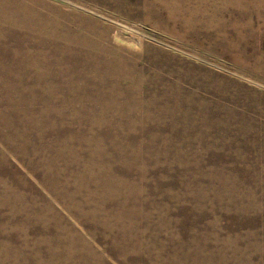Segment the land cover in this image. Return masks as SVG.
<instances>
[{
	"label": "rangeland",
	"instance_id": "374dc122",
	"mask_svg": "<svg viewBox=\"0 0 264 264\" xmlns=\"http://www.w3.org/2000/svg\"><path fill=\"white\" fill-rule=\"evenodd\" d=\"M12 39L19 48L3 56ZM0 58V264H168L174 257L184 258L182 264H264V0H0ZM18 58L27 64L14 65ZM202 109L221 125L201 124ZM61 161L78 174L67 176ZM124 167L132 169L124 180L108 169L121 174ZM46 173L56 181L49 182L53 192L42 185ZM33 206L41 208L21 210ZM122 210L128 214L118 223H103L102 213ZM40 211L49 220L41 226ZM56 229L68 230L62 236L90 260L64 254ZM165 247L181 256L165 260Z\"/></svg>",
	"mask_w": 264,
	"mask_h": 264
},
{
	"label": "bare ground",
	"instance_id": "6f19581e",
	"mask_svg": "<svg viewBox=\"0 0 264 264\" xmlns=\"http://www.w3.org/2000/svg\"><path fill=\"white\" fill-rule=\"evenodd\" d=\"M8 1V0H7ZM14 2V1H13ZM18 2V1H17ZM20 2V1H19ZM21 3V2H20ZM25 4H27V3H25ZM29 5H31V4H29ZM27 6V5H26ZM11 7V6H10ZM16 7V6H15ZM14 7V8H15ZM15 10V9H14ZM19 11V10H18ZM26 11H27V9H26ZM14 13V12H13ZM30 15V14H29ZM173 18V17H172ZM10 19H11V17H10ZM30 21V20H29ZM80 22V21H79ZM8 23V22H7ZM26 23V22H25ZM61 23V22H60ZM83 24V23H82ZM85 24V23H84ZM8 25V24H7ZM40 25V24H39ZM79 26V25H78ZM82 26V25H81ZM39 29V28H38ZM81 28H80V26H79V30H80ZM19 30V29H18ZM46 33V32H45ZM18 34V33H17ZM32 36V35H31ZM44 36V35H43ZM49 36V35H48ZM21 37V36H20ZM54 37V36H53ZM26 38V37H25ZM49 39V38H48ZM56 39V38H55ZM75 39V38H74ZM22 41V40H21ZM61 41H64V40H61ZM67 41V40H66ZM77 42V41H76ZM6 43V42H5ZM20 43V42H19ZM59 44V43H58ZM105 44V43H104ZM19 46L20 45H18V43L16 42V41H14L13 39H12V46H11V48L10 49H12V50H9V51H6V50H3V53H2V55L3 56H8V54H10V52L11 51H13L14 49H17V48H19ZM54 46V45H53ZM9 47V46H8ZM29 47H30V45H29ZM14 48V49H13ZM36 48V47H35ZM66 48V47H65ZM72 48V47H71ZM7 49V48H6ZM26 49V48H25ZM104 50V49H103ZM53 51V50H52ZM70 51V50H69ZM76 51V50H75ZM52 54V53H51ZM12 55V54H11ZM11 55L9 56L10 58L9 59H11ZM74 55V54H73ZM87 55V54H86ZM102 55H104V54H102ZM64 56V55H63ZM88 56V55H87ZM90 56V55H89ZM97 57V56H96ZM109 57V56H108ZM118 57V56H117ZM117 57H115L116 59H117ZM28 58V57H27ZM27 58H25L26 60H27ZM65 58V57H64ZM74 58H76L75 56H74ZM92 58V57H91ZM98 58H100V57H98ZM106 58V57H105ZM1 59V58H0ZM50 59H52V58H50ZM79 59V58H78ZM16 60H19V61H17V62H14L13 64L14 65H16V66H20L21 67V65H23V64H27V61L26 60H24V61H22V60H20L19 58L18 59H16ZM101 60V59H100ZM123 60V59H122ZM69 61V60H68ZM73 61V60H72ZM75 61V60H74ZM7 62V61H6ZM60 62H61V60H60ZM59 62V63H60ZM87 62V61H86ZM90 62V61H89ZM116 62V61H115ZM118 62V61H117ZM123 62V61H122ZM121 63V62H120ZM6 64V63H5ZM75 64V63H74ZM77 64H79V63H77ZM76 64V65H77ZM130 64V63H129ZM32 65V64H31ZM38 65V64H37ZM55 65V64H54ZM84 65H86V64H84ZM63 66V65H62ZM91 66V65H90ZM115 66H117V65H115ZM124 66V65H123ZM131 66V65H130ZM130 66H128V67H130ZM52 67V66H51ZM105 67V66H104ZM11 68V67H10ZM49 68V67H48ZM81 68H83V67H81ZM114 68V67H113ZM126 68V67H125ZM132 68V67H131ZM14 69V68H13ZM49 69H51V68H49ZM79 70V69H78ZM174 70V69H173ZM17 71V70H16ZM32 71V70H31ZM77 71V70H76ZM106 71V70H105ZM107 71H108V69H107ZM23 72V71H22ZM69 72V71H68ZM2 73V72H1ZM0 73V74H1ZM59 73V72H58ZM81 73V72H80ZM107 73V72H106ZM132 73V72H131ZM22 74V73H21ZM54 74V73H53ZM86 74V73H85ZM96 74V73H95ZM170 74V73H169ZM174 74H175V72H174ZM179 74V73H178ZM6 75V74H5ZM38 75V74H37ZM104 75V74H103ZM107 75H108V73H107ZM112 75V74H111ZM39 76V75H38ZM167 76V75H166ZM190 76V75H189ZM188 76V77H189ZM192 76V75H191ZM190 76V77H191ZM5 77V76H4ZM32 77V76H31ZM44 77V76H43ZM107 77V76H106ZM165 77V76H164ZM169 77V76H168ZM184 77V76H183ZM64 78H65V76H64ZM86 78V77H85ZM112 78V77H111ZM180 78V77H179ZM185 78V77H184ZM184 78H182V79H184ZM187 78V77H186ZM8 79V78H7ZM6 79V81H8ZM44 79V78H43ZM72 79H75L76 80V76L75 77H73ZM172 79V78H171ZM193 79V78H192ZM1 80V79H0ZM56 80V79H55ZM85 80V79H84ZM106 80V79H105ZM113 80V79H112ZM187 80V79H186ZM26 81V80H25ZM24 81V82H25ZM32 81V80H31ZM62 81V80H61ZM68 81V80H67ZM79 81V80H78ZM77 81V82H78ZM94 81V80H93ZM161 81V80H160ZM171 81V80H170ZM169 81V82H170ZM193 81H195V80H193ZM16 82V81H15ZM17 82H19V81H17ZM91 82V81H90ZM174 82V81H173ZM172 82V83H173ZM32 83V82H31ZM68 83H70V81L68 82ZM72 83H73V81H72ZM79 83V82H78ZM78 83H77V85H78ZM175 83V82H174ZM210 83V82H209ZM22 84V83H21ZM61 84V83H60ZM59 84V85H60ZM74 84V83H73ZM72 84V85H73ZM179 84V83H178ZM32 85V84H31ZM148 85V84H147ZM192 85V84H191ZM194 85V84H193ZM205 85H208V84H205ZM220 85V84H219ZM28 86V85H27ZM64 86V85H63ZM74 86V85H73ZM202 86V85H201ZM3 87V86H2ZM114 87V86H113ZM194 87V86H193ZM207 87V86H206ZM214 87V86H213ZM219 87V86H218ZM4 88V87H3ZM75 88H76V85H75ZM177 88H178V86H177ZM204 88H205V86H204ZM82 89V88H81ZM173 89V88H172ZM180 89V88H179ZM208 89H210V87L208 88ZM211 89H213V88H211ZM217 89V88H216ZM224 89V88H223ZM4 90V89H3ZM11 90V89H10ZM78 90V89H77ZM86 90V89H85ZM93 90V89H92ZM133 90V89H132ZM170 90V89H169ZM221 90V89H220ZM1 91V90H0ZM5 91V90H4ZM23 91V90H22ZM62 91V90H61ZM175 91V90H174ZM222 91V90H221ZM165 92V91H164ZM219 92V91H218ZM5 93H6V91H5ZM4 93V94H5ZM38 93V92H37ZM41 93V92H40ZM74 93V92H73ZM126 93V92H125ZM130 93V92H129ZM142 93V92H141ZM166 93V92H165ZM168 93V92H167ZM8 94V93H7ZM32 94V93H31ZM55 94V93H54ZM83 94V93H82ZM86 94V93H85ZM90 94V93H89ZM174 94V93H173ZM15 95V94H14ZM94 95V94H93ZM102 95V94H101ZM120 95V94H119ZM7 96V95H6ZM21 96V95H20ZM27 96V95H26ZM36 96V95H35ZM41 96V95H40ZM39 96V97H40ZM71 96V95H70ZM85 96V95H84ZM87 96V95H86ZM130 96V95H129ZM142 96V95H141ZM215 96V95H214ZM220 96V95H219ZM224 96V95H223ZM44 97V96H43ZM89 97V96H88ZM96 97V96H95ZM221 97V96H220ZM49 98V97H48ZM80 98V97H79ZM106 98V97H105ZM27 99V98H26ZM51 99V98H50ZM74 99H76V98H74ZM73 99V100H74ZM87 99V98H86ZM101 99V98H100ZM104 99V98H103ZM129 99V98H128ZM166 99V98H165ZM5 100H7V99H5ZM43 100V99H42ZM60 100V99H59ZM138 100V99H137ZM152 100V99H151ZM84 101V100H83ZM82 101V102H83ZM87 101V100H86ZM154 101V100H153ZM158 101V100H157ZM172 101V100H171ZM20 102V101H19ZM22 102V101H21ZM92 102V101H91ZM90 102V103H91ZM99 102V101H98ZM97 102V103H98ZM107 102V101H106ZM132 102V101H131ZM49 103V102H48ZM61 103V102H60ZM79 103V102H78ZM109 103V102H108ZM113 103V102H112ZM138 103V102H137ZM153 103V102H152ZM72 104V103H71ZM75 104V103H74ZM73 104V105H74ZM144 104V103H143ZM155 104V103H154ZM160 104V103H159ZM173 104V103H172ZM46 105V104H45ZM83 105H84V103H83ZM104 105V104H103ZM141 105V104H140ZM158 105V104H157ZM179 105V104H178ZM18 106V105H17ZM20 106H22V105H20ZM37 106V105H36ZM77 106V105H76ZM85 106V105H84ZM92 106V105H91ZM127 106V105H126ZM131 106V105H130ZM133 106V105H132ZM168 106V105H167ZM174 106V105H173ZM177 106V105H176ZM196 106V105H195ZM28 107V106H27ZM48 107V106H47ZM52 107V106H51ZM156 107V106H155ZM161 107V106H160ZM205 107V106H204ZM63 108V107H62ZM70 108V107H69ZM111 108V107H110ZM121 108V107H120ZM149 108V107H148ZM166 108V107H165ZM221 108V107H220ZM98 109V108H97ZM125 109H126V107H125ZM142 109V108H141ZM140 109V110H141ZM168 109H169V107H168ZM172 109V108H171ZM174 109V108H173ZM197 109V108H196ZM11 110V109H10ZM40 110V109H39ZM96 110V109H95ZM94 110V111H95ZM118 110V109H117ZM162 110V109H161ZM166 110H167V108H166ZM165 110V111H166ZM191 110V109H190ZM207 109H202V110H200V112H199V115H200V117H202V122H201V124H204V126L205 127H207V128H210V130L212 129L211 127H216L218 124L219 125H221V122H220V120H219V122L218 121H211V120H214L215 119V116L213 115L214 114V112H211V111H209V112H207L206 111ZM88 111V110H87ZM90 111V110H89ZM104 111V110H103ZM109 111V110H108ZM157 111V110H156ZM159 111V110H158ZM174 111H176V110H174ZM181 111V110H180ZM199 111V110H198ZM220 111V110H219ZM225 111V110H224ZM245 111V110H244ZM27 112V111H26ZM85 112V111H84ZM123 112V111H122ZM132 112V111H131ZM134 112V111H133ZM147 112V111H146ZM152 112V111H151ZM184 112V111H183ZM187 112V111H186ZM11 113V112H10ZM9 113V114H10ZM51 113V112H50ZM73 113V112H72ZM87 113V112H86ZM105 113V112H104ZM111 113V112H110ZM137 113V112H136ZM154 113V112H153ZM157 113V112H156ZM172 113V112H171ZM179 113V112H178ZM181 113V112H180ZM197 113V112H196ZM220 113V112H219ZM218 113V114H219ZM230 113V112H229ZM228 113V114H229ZM56 114V113H55ZM123 114V113H122ZM133 114H135V113H133ZM185 114V113H184ZM7 115V114H6ZM16 115V114H15ZM45 115V114H44ZM76 115H78V114H76ZM88 115V114H87ZM137 115V114H136ZM149 115V114H148ZM179 115V114H178ZM220 115V114H219ZM218 115V116H219ZM224 115H226V114H224ZM64 116V115H63ZM94 116V115H93ZM158 116V115H157ZM161 116H162V114H161ZM176 116V115H175ZM0 117H1V115H0ZM27 117V116H26ZM39 117V116H38ZM46 117V116H45ZM76 117V116H75ZM74 117V118H75ZM86 117V116H85ZM181 117V116H180ZM180 117H179V120H180ZM191 117V116H190ZM217 117V116H216ZM221 117V116H220ZM223 117V116H222ZM228 119H230V120H234V119H236V117L233 115V113L231 114H229L228 116ZM238 117V116H237ZM240 117V116H239ZM51 118H52V116H51ZM57 117H55V119H56ZM62 118V117H61ZM157 118V117H156ZM166 118V117H165ZM198 118V117H197ZM204 118V119H203ZM44 119V118H43ZM71 119V118H70ZM87 119V118H86ZM100 119V118H99ZM113 119V118H112ZM111 119V120H112ZM130 119V118H129ZM167 119H168V117H167ZM177 119V118H176ZM184 119V118H183ZM196 119V118H195ZM206 119H208V120H206ZM223 119V118H222ZM228 119H227V121H228ZM243 119V118H242ZM3 120V119H2ZM5 120V119H4ZM173 120V119H172ZM175 120V119H174ZM173 120V122L175 123V121ZM194 120V119H193ZM199 120V119H198ZM245 120V119H244ZM44 121V120H43ZM128 121V120H127ZM182 121H184V120H182ZM226 121V120H225ZM46 122V121H45ZM58 122V121H57ZM67 122V121H66ZM76 122H77V124L79 125V121L78 120H76ZM103 122V121H102ZM148 122V121H147ZM185 122V121H184ZM190 122V121H189ZM235 122V121H234ZM69 123V122H68ZM82 123V122H81ZM87 123V122H86ZM185 123H187V121L185 122ZM231 123V122H230ZM1 124V123H0ZM13 124V123H12ZM85 124V123H84ZM115 124V123H114ZM170 124V123H169ZM183 124V123H182ZM44 125H46V124H44ZM173 124H171L170 126H172ZM246 125L247 126H249V124H247L246 123ZM15 126V125H14ZM23 126V125H22ZM64 126V125H63ZM88 126H90V125H88ZM166 126V125H165ZM174 126V125H173ZM179 126V125H178ZM194 126V125H193ZM240 126V125H239ZM79 127H80V125H79ZM86 127V126H85ZM175 127H176V125H175ZM233 127V126H232ZM251 127V126H250ZM250 127H249V129H250ZM3 128H4V126H3ZM64 128V127H63ZM103 128V127H102ZM165 128V127H164ZM197 128V127H196ZM199 128V127H198ZM198 128H197V130H198ZM239 128V127H238ZM246 128H248V127H246ZM255 128V127H254ZM201 129V128H200ZM239 129H241V128H239ZM2 130V129H1ZM63 130V129H62ZM167 130V129H166ZM181 130H182V127H181ZM191 130V129H190ZM195 130V129H194ZM196 130V131H197ZM205 130V129H204ZM209 129H208V131H210ZM219 130V129H218ZM232 130V129H231ZM244 130V129H243ZM242 130V131H243ZM3 131V130H2ZM11 131V130H10ZM21 131H22V129H21ZM59 132H60V130H58ZM82 131V130H81ZM99 131L100 130H98V133H99ZM173 131V130H172ZM175 131V130H174ZM247 131V130H246ZM252 131H253V129H252ZM59 132H56V133H59ZM77 132V131H76ZM177 132V131H176ZM182 132V131H181ZM193 132V131H192ZM220 132H222V131H220ZM233 132V131H232ZM237 132V131H236ZM250 132V131H249ZM257 132V131H256ZM61 133V132H60ZM171 133V132H170ZM187 133V132H186ZM199 133H201V132H199ZM205 133H206V130H205ZM209 133H211V132H209ZM214 133V132H213ZM218 133V132H217ZM225 133V132H224ZM15 134V133H14ZM83 134V133H82ZM90 134V133H89ZM176 134V133H175ZM215 134V133H214ZM232 134V133H231ZM236 134V133H235ZM234 134V135H235ZM240 134V133H239ZM238 134V135H239ZM258 134V133H257ZM264 134V133H263ZM262 134V135H263ZM2 135V134H1ZM1 135H0V137H1ZM9 135V134H8ZM24 135V134H23ZM51 135V134H50ZM78 135V134H77ZM128 135V134H127ZM126 135V136H127ZM179 135V134H178ZM182 135V134H181ZM184 135H185V133H184ZM191 135V134H190ZM201 135V134H200ZM199 135V136H200ZM205 135V134H204ZM219 135V134H218ZM242 135V134H241ZM252 135V134H251ZM259 135V134H258ZM257 135V136H258ZM14 136H16V134L14 135ZM52 136V135H51ZM60 136H61V134H60ZM83 136V135H82ZM185 136H187V135H185ZM184 136V137H185ZM207 136V135H206ZM205 136V137H206ZM214 136V135H213ZM233 136V135H232ZM244 136H245V134H244ZM3 137V136H2ZM79 137V136H78ZM88 137V136H87ZM105 137V136H104ZM125 137V136H124ZM191 137V136H190ZM195 136H193V138H194ZM197 137V136H196ZM221 137V136H220ZM230 137V136H229ZM252 137V136H251ZM11 138H12V136H11ZM45 138H47V137H45ZM211 138V137H210ZM225 138V137H224ZM230 138H232V137H230ZM229 138V139H230ZM234 138V137H233ZM240 138V137H239ZM1 139V138H0ZM59 139H61V138H59ZM58 139V140H59ZM77 139V138H76ZM88 139V138H87ZM127 139H128V137H127ZM197 139V138H196ZM200 139V138H199ZM207 139V138H206ZM205 139V140H206ZM225 139H227V138H225ZM237 139V138H236ZM255 139V138H254ZM253 139V140H254ZM9 140H11V139H9ZM45 140V139H44ZM106 141L108 140V139H105ZM215 140V139H214ZM231 140V139H230ZM233 140V139H232ZM231 140V141H232ZM243 140H244V138H243ZM260 140V139H259ZM262 140V139H261ZM261 140H260V142H261ZM18 141V140H17ZM25 141V140H24ZM132 141V140H131ZM161 141V140H160ZM184 141V140H183ZM189 141V140H188ZM196 141V140H195ZM215 141H219V140H215ZM223 141V140H222ZM230 141V142H231ZM256 141H258V139H256L255 140V142ZM14 142V141H13ZM19 142V141H18ZM85 142V141H84ZM98 142V141H97ZM124 142V141H123ZM191 142V141H190ZM194 142V141H193ZM209 142V141H208ZM212 142H213V140H212ZM221 142V141H220ZM235 142V141H234ZM247 142V141H246ZM249 142V141H248ZM250 142H251V140H250ZM253 142V141H252ZM251 142V143H252ZM3 143V142H2ZM11 143V142H10ZM30 143V142H29ZM45 143V142H44ZM50 143V142H49ZM67 143V142H66ZM70 143V142H69ZM86 143H88V142H86ZM171 143H172V141H171ZM195 143H197V141L195 142ZM203 143V142H202ZM222 143V142H221ZM242 143H243V141H242ZM250 143V144H251ZM257 143V142H256ZM17 144V143H16ZM52 144V143H51ZM110 144V143H109ZM125 144V143H124ZM147 144V143H146ZM186 144V143H185ZM213 144V143H212ZM215 144V143H214ZM234 144V143H233ZM235 144H237V143H235ZM241 144V143H240ZM253 144H254V142L252 143V146H253ZM5 145V144H4ZM36 145V144H35ZM59 145V144H58ZM72 145H74V144H72ZM112 145H113V143H112ZM119 145V144H118ZM161 145V144H160ZM192 145V144H191ZM196 145V144H195ZM238 145H239V143H238ZM237 145V146H238ZM263 145H264V142H263ZM6 146H7V144H6ZM20 146V145H19ZM18 146V147H19ZM29 146V145H28ZM64 146V145H63ZM67 146H70L71 147V144L70 145H68L67 144ZM93 146V145H92ZM128 146V145H127ZM130 146V145H129ZM132 146V145H131ZM213 146V145H212ZM246 146V145H245ZM259 146V145H258ZM261 146V145H260ZM259 146V147H260ZM9 147V146H8ZM16 147V146H15ZM94 147V146H93ZM109 147V146H108ZM112 147V146H111ZM123 147V146H122ZM125 147V146H124ZM123 147V148H124ZM199 147V146H198ZM222 147H224V145L222 146ZM251 147V146H250ZM262 147V146H261ZM31 148V147H30ZM64 148V147H63ZM136 148V147H135ZM143 148V147H142ZM1 149V148H0ZM12 149H14V148H12ZM53 149H55V148H53ZM67 149V148H66ZM65 149V150H66ZM71 149V148H70ZM121 149V148H120ZM127 149V148H126ZM235 149V148H234ZM243 149V148H242ZM244 149H245V147H244ZM248 149V148H247ZM253 149V148H252ZM29 150V149H28ZM45 150V149H44ZM47 150V149H46ZM51 150V149H50ZM57 150H58V148H57ZM69 150V149H68ZM67 150V151H68ZM112 150V149H111ZM119 150V149H118ZM117 150V151H118ZM127 150H129V149H127ZM132 150V149H131ZM136 150V149H135ZM140 150V149H139ZM255 150H256V148H255ZM35 151V150H34ZM110 151V150H109ZM125 151V150H124ZM123 151V152H124ZM165 151V150H164ZM178 151H180V150H178ZM239 151V150H238ZM262 151V150H261ZM4 152V151H3ZM48 152V151H47ZM52 152V151H51ZM76 152V151H75ZM91 152V151H90ZM103 152V151H102ZM250 152V151H249ZM16 153V152H15ZM31 153V152H30ZM37 154H38V152H36ZM125 153V152H124ZM127 153V152H126ZM166 153V152H165ZM169 153V152H168ZM179 153V152H178ZM199 153V152H198ZM239 153H240V151H239ZM7 154V153H6ZM41 154V153H40ZM47 154V153H46ZM61 154V153H60ZM63 154V153H62ZM69 154V153H68ZM87 154V153H86ZM100 154V153H99ZM119 154V153H118ZM163 153H161V155H162ZM172 155H173V153H171ZM238 154V153H237ZM241 154H243V153H241ZM240 154V155H241ZM255 154V153H254ZM263 154V153H262ZM19 155V154H18ZM42 155V154H41ZM58 155V154H57ZM64 155V154H63ZM67 155V154H66ZM88 155V154H87ZM116 155V154H115ZM137 155V154H136ZM141 155V154H140ZM158 155V154H157ZM185 155V154H184ZM244 155V154H243ZM246 155V154H245ZM244 155V156H245ZM9 156V155H8ZM17 156V155H16ZM40 156V155H39ZM47 156V155H46ZM50 156V155H49ZM49 156H47V157H49ZM77 156V155H76ZM138 156V155H137ZM137 156H136V158H137ZM154 156V155H153ZM165 156H167V155H165ZM250 156H251V154H250ZM258 156V155H257ZM23 157V156H22ZM70 157V156H69ZM106 157V156H105ZM112 157V156H111ZM114 157V156H113ZM246 157V156H245ZM19 158V157H18ZM27 158V157H26ZM37 158V157H36ZM39 158V157H38ZM44 158V157H43ZM60 158V157H59ZM63 158V157H62ZM73 158V157H72ZM71 158V159H72ZM76 158V157H75ZM89 158V157H88ZM87 158V159H88ZM121 158V157H120ZM123 158V157H122ZM126 158V157H125ZM165 158V157H164ZM8 159H9V157H8ZM7 159V160H8ZM28 159V158H27ZM27 159H26V161H27ZM48 159H50V158H48ZM52 159V158H51ZM157 159V158H156ZM159 159V158H158ZM157 159V160H158ZM184 159V158H183ZM189 159V158H188ZM242 159V158H241ZM263 159V158H262ZM24 160V159H23ZM36 160V159H35ZM46 160V159H45ZM86 160V159H85ZM96 160V159H95ZM164 160V159H163ZM2 161V160H1ZM14 161V160H13ZM25 161V160H24ZM38 161V160H37ZM66 161V160H65ZM68 161V160H67ZM79 161V160H78ZM82 161V160H81ZM93 161V160H92ZM105 161V160H104ZM108 161V160H107ZM111 161V160H110ZM193 161V160H192ZM194 161H196V160H194ZM255 161V160H254ZM22 162V161H21ZM33 162V161H32ZM39 162V161H38ZM37 162V163H38ZM62 162V161H61ZM191 162V161H190ZM256 162V161H255ZM258 162V161H257ZM261 162H262V160H261ZM260 162V163H261ZM264 162V161H263ZM55 163H56V161H55ZM158 163V162H157ZM179 163V162H178ZM240 163V162H239ZM243 163V162H242ZM45 164L46 165H51L52 163H50V162H45ZM60 164V163H59ZM97 164V163H96ZM106 164V163H105ZM139 164V163H138ZM148 164V163H147ZM146 164V165H147ZM180 164V163H179ZM194 164V163H193ZM214 164V163H213ZM212 164V165H213ZM216 164V163H215ZM9 165V164H8ZM31 165V164H30ZM79 165V164H78ZM128 165V164H127ZM149 165V164H148ZM255 165H257V163L255 164ZM1 166V165H0ZM2 166H5V165H2ZM29 166V165H28ZM32 166V165H31ZM30 166V167H31ZM74 166V165H73ZM69 162H62L61 163V167H63V169L66 171V175L67 176H69V175H71L72 173L74 174V173H76V174H78V172L76 171V166L75 167H73ZM113 166V165H112ZM130 166L131 167H133V162H130ZM184 166V165H183ZM188 166V165H187ZM192 166V165H191ZM56 167H58V165L56 166ZM60 167V168H61ZM108 167V166H107ZM130 167V168H131ZM136 167V166H135ZM134 167V168H135ZM213 167V166H212ZM34 168V167H33ZM119 168H120V165H119ZM10 169V168H9ZM32 169V168H31ZM109 170H111V172H110V174L112 175V177H120V179L121 180H124V179H127V178H129L131 175H132V172H131V170L129 169V167H124V170H120V172H121V174H119L118 173V171L119 170H115V169H113V168H108ZM155 169V168H154ZM183 169V168H182ZM187 169V168H186ZM2 170V169H1ZM34 170V169H33ZM82 170V169H81ZM134 170V169H133ZM144 170V169H143ZM185 170V169H184ZM8 171V170H7ZM6 171V172H7ZM12 171V170H11ZM79 171V170H78ZM96 171V170H95ZM182 171V170H181ZM5 172V171H4ZM17 172V171H16ZM42 172V171H41ZM57 172V171H56ZM211 172V171H210ZM258 172V171H257ZM154 173V172H153ZM158 173V172H157ZM254 173V172H253ZM40 174V173H39ZM47 174V173H46ZM56 174V173H55ZM83 174V173H82ZM105 174V173H104ZM135 174V173H134ZM149 174V173H148ZM255 174V173H254ZM253 174V175H254ZM258 174V173H257ZM3 175H4V173H3ZM12 175V174H11ZM17 176H18V174H16ZM62 175V174H61ZM86 175V174H85ZM145 175H147V173L145 172L142 176H145ZM152 175V174H151ZM218 175H219V173H218ZM253 175H251V176H253ZM41 176H42V174H41ZM65 176V175H64ZM91 176V175H90ZM152 176H154V175H152ZM13 177V176H12ZM43 178H44V182H43V187L44 188H46V189H48V191H52L53 192V188L51 187V183H49V182H53V183H55L53 180V178H51L48 174L47 175H43L42 176ZM58 177V176H57ZM74 178H75V176H73ZM77 177H78V175H77ZM135 177V176H134ZM219 177V176H218ZM222 177H224V176H222ZM245 177V176H244ZM254 177H255V175H254ZM45 178H50V179H53V180H46ZM62 178V177H61ZM11 179V178H10ZM9 179V180H10ZM77 179V178H76ZM90 179H92V178H90ZM89 179V180H90ZM223 179V178H222ZM59 180V179H58ZM62 180V179H61ZM60 180V181H61ZM129 180H131V179H129ZM13 181V180H12ZM11 181V182H12ZM15 181V180H14ZM17 181V180H16ZM42 181V180H41ZM70 181V180H69ZM72 181V180H71ZM112 181V180H111ZM137 181H140V180H137ZM145 181H147V180H145ZM151 181V180H150ZM155 181V180H154ZM217 181V180H216ZM254 181V180H253ZM73 182V181H72ZM90 182H92V181H90ZM114 182H116V181H114ZM121 182V181H120ZM222 182V181H221ZM17 183V182H16ZM19 183V182H18ZM59 183V182H58ZM80 183V182H79ZM99 183V182H98ZM106 183H107V186H105V187H107V188H109L108 186L109 185H112V184H109V180H107L106 181ZM112 183V182H111ZM24 184V183H23ZM56 184V183H55ZM60 184V183H59ZM90 184V183H89ZM101 184H102V182H101ZM115 184V183H114ZM139 184V183H138ZM157 184V183H156ZM213 184V183H212ZM19 185V184H18ZM18 185H17V187H18ZM61 185V184H60ZM144 185V184H143ZM147 185V184H146ZM149 185V184H148ZM147 185V186H148ZM153 185V184H152ZM230 185V184H229ZM7 186V185H6ZM20 186V185H19ZM59 186V185H58ZM64 186V185H63ZM78 186V185H77ZM89 186V185H88ZM87 186V187H88ZM141 186H142V184H141ZM155 186V185H154ZM218 186V185H217ZM1 187V186H0ZM3 187H5V185L3 186ZM13 187V186H12ZM23 187V186H22ZM27 187V186H26ZM33 187V186H32ZM54 187V186H53ZM70 187H71V185H70ZM86 187V186H85ZM93 187V186H92ZM144 187V186H143ZM149 187V186H148ZM174 187V186H173ZM176 187V186H175ZM9 188V187H8ZM29 188H31V187H29ZM56 188V187H55ZM54 188V189H55ZM72 188H74V187H72ZM100 188V187H99ZM117 188V187H116ZM122 188V187H121ZM157 188V187H156ZM58 189V188H57ZM68 189V188H67ZM66 189V190H67ZM111 189V188H110ZM135 189V188H134ZM170 189V188H169ZM177 189V188H176ZM222 189V188H221ZM229 189V188H228ZM233 189V188H232ZM13 190V189H12ZM27 190H28V188H27ZM63 190V189H62ZM106 190V189H105ZM122 190V189H121ZM141 190H142V188H141ZM149 190V189H148ZM172 190V189H171ZM43 191V190H42ZM71 191V190H70ZM133 191V190H132ZM174 191V190H173ZM223 192H224V190H222ZM3 192V191H2ZM37 192V191H36ZM40 192H41V189H40ZM55 192V191H54ZM61 192V191H60ZM73 192V191H72ZM84 192V191H83ZM154 192V191H153ZM170 192V191H169ZM8 193V192H7ZM43 193V192H42ZM76 193V192H75ZM109 193V192H108ZM111 193H113V192H111ZM157 193V192H156ZM212 193V192H211ZM214 193V192H213ZM230 193V192H229ZM6 194V193H5ZM69 194H71V193H69ZM176 194V193H175ZM174 194V195H175ZM1 195V194H0ZM47 195V194H46ZM62 195V194H61ZM83 195V194H82ZM104 195V194H103ZM106 195V194H105ZM109 195V194H108ZM111 195V194H110ZM144 195V194H143ZM178 195H180V194H178ZM231 195V194H230ZM2 196V195H1ZM13 197H14V195H12ZM27 196V195H26ZM136 196V195H135ZM147 196V195H146ZM30 197V196H29ZM55 197V196H54ZM65 197V196H64ZM127 197V196H126ZM140 197V196H139ZM173 197V196H172ZM177 197V196H176ZM60 198V197H59ZM82 198V197H81ZM94 198V197H93ZM111 198V197H110ZM121 198V197H120ZM124 198V197H123ZM15 199V198H14ZM61 199V198H60ZM59 199V200H60ZM76 199V198H75ZM114 199V198H113ZM125 199V198H124ZM133 199V198H132ZM150 199V198H149ZM256 199V198H255ZM11 200V199H10ZM24 200V199H23ZM22 200V201H23ZM44 200V199H43ZM46 200V199H45ZM129 200H131V199H129ZM178 200V199H177ZM1 201V200H0ZM14 201V200H13ZM18 201V200H17ZM30 201V200H29ZM47 201V200H46ZM80 201H81V199H80ZM149 201V200H148ZM152 201H154V200H152ZM181 201V200H180ZM251 201H253V200H251ZM256 201V200H255ZM254 201V202H255ZM41 202V201H40ZM70 202V201H69ZM68 202V203H69ZM111 202V201H110ZM124 202V201H123ZM132 202V201H131ZM175 202V201H174ZM229 202V201H228ZM257 202V201H256ZM3 203V202H2ZM84 203V202H83ZM95 203H97V202H95ZM103 203V202H102ZM125 203H127V202H125ZM135 203V202H134ZM133 203V204H134ZM155 203V202H154ZM179 203V202H178ZM221 203V202H220ZM259 203V202H258ZM258 203H256V204H258ZM20 204V203H19ZM63 204V203H62ZM109 205H111V206H113L114 207V202H113V204L112 203H108ZM118 204V203H117ZM141 204H142V202H141ZM141 204H139V205H141ZM144 204H145V202H144ZM147 204V203H146ZM202 204V203H201ZM251 204H253V203H251ZM2 205H4V204H2ZM49 205V204H48ZM51 205V204H50ZM106 205V204H105ZM158 205V204H157ZM206 205V204H205ZM63 206V205H62ZM86 206V205H85ZM92 206V205H91ZM91 206H89V207H91ZM123 207H125L124 205H122ZM133 206H136V205H133ZM149 206V205H148ZM2 207H4V206H2ZM43 207V206H42ZM71 207V206H70ZM78 207V206H77ZM84 207V206H83ZM86 207H88V206H86ZM93 207V206H92ZM101 207V206H100ZM110 207V206H109ZM165 207H167V206H165ZM176 207V206H175ZM203 207H204V205H203ZM206 207V206H205ZM215 207V206H214ZM255 207V206H254ZM257 207V206H256ZM262 207V206H261ZM260 207V208H261ZM39 208H41V207H39ZM38 208V206H33V207H26L25 209H21V210H28L29 212H31L33 209H39ZM69 208V207H68ZM76 208V207H75ZM95 208V207H94ZM133 208V207H132ZM131 207H130V209H132ZM135 208H137V207H135ZM146 208V207H145ZM179 208V207H178ZM184 208V207H183ZM199 208V207H198ZM207 208V207H206ZM218 208V207H217ZM228 208V207H227ZM6 209V208H5ZM5 209H3V210H5ZM43 209V208H42ZM74 209V208H73ZM82 209V208H81ZM84 209H87V208H84ZM97 209V208H96ZM121 209V208H120ZM166 209V208H165ZM164 209V210H165ZM177 209V208H176ZM182 209V208H181ZM202 209V208H201ZM205 209V208H204ZM2 210V209H1ZM8 210V209H7ZM52 210V209H51ZM70 210V209H69ZM71 210H72V208H71ZM78 210V209H77ZM88 210H89V208H88ZM98 210V209H97ZM103 209H101V211H102ZM143 210V209H142ZM141 210V211H142ZM158 210H160V209H158ZM157 210V211H158ZM168 210V209H167ZM180 210V209H179ZM198 210V209H197ZM200 210V209H199ZM213 210V209H212ZM219 210V209H218ZM226 210V209H225ZM260 210V209H259ZM45 211V210H44ZM73 211V210H72ZM76 211V210H75ZM82 211V210H81ZM101 211H99V212H97V214H99L100 215V212ZM112 211V210H111ZM128 211V210H127ZM130 211V210H129ZM132 211V210H131ZM155 211V210H154ZM172 211V210H171ZM180 211H182V210H180ZM202 211V210H201ZM205 211V210H204ZM227 211V210H226ZM5 212V211H4ZM49 212V211H48ZM47 212V213H48ZM56 212H57V210H56ZM55 212V213H56ZM138 212V211H137ZM149 212V211H148ZM167 212V211H166ZM238 212V211H237ZM11 213V212H10ZM53 213H54V211H53ZM57 213H59V212H57ZM73 213H74V211H73ZM78 213V212H77ZM91 213H92V215L94 216V214H93V210H91ZM90 213V214H91ZM134 213V212H133ZM151 213V212H150ZM175 213H177V212H175ZM201 213V212H200ZM205 213V212H204ZM203 213V214H204ZM83 214V213H82ZM96 214V215H97ZM103 214V216L102 215H100V216H102V218H104V217H108V219H103L102 221H103V223H106V221L105 220H107V224H105V225H108L109 224V222H116V223H118L119 222V220H120V217L121 216H123V215H125V214H128L125 210H122V211H119L118 212V214H114V215H110V213H102ZM109 214V215H108ZM112 214V213H111ZM130 214V213H129ZM149 214V213H148ZM153 214V213H152ZM1 215V214H0ZM9 215V214H8ZM39 215H41L40 217H37L36 218V220H37V224L38 225H40L41 226V224L43 225V224H46L47 223V216H46V214H42L41 213V211H40V213L39 214H37V216H39ZM59 215V214H58ZM80 215V214H79ZM140 215V214H139ZM145 215V214H144ZM161 215V214H160ZM172 215V214H171ZM242 215V214H241ZM247 215V214H246ZM11 216V215H10ZM56 216V215H55ZM83 216V215H82ZM85 216V215H84ZM126 216V215H125ZM133 216V215H132ZM147 216V215H146ZM145 216V217H146ZM165 216V215H164ZM169 216V215H168ZM197 216V215H196ZM201 216V215H200ZM199 216V217H200ZM207 216V215H206ZM205 216V217H206ZM63 217V216H62ZM79 217V216H78ZM137 217H138V215H137ZM141 217V216H140ZM157 217H158V215H157ZM198 217V218H199ZM6 218H7V216H6ZM10 218H12V217H10ZM54 218V217H53ZM86 218V217H85ZM100 218V217H99ZM127 218V217H126ZM129 219L131 218V217H128ZM135 218V217H134ZM134 218H131V219H134ZM162 218V217H161ZM215 218V217H214ZM5 219V218H4ZM29 219V218H28ZM119 219V220H118ZM149 219V218H148ZM164 219H166V218H164ZM197 219V218H196ZM203 219V218H202ZM12 220V219H11ZM81 220V219H80ZM86 220V219H85ZM138 220H140V218H138ZM144 220V219H143ZM150 220V219H149ZM155 220V219H154ZM3 221V220H2ZM6 221H7V219H6ZM13 221V220H12ZM31 220H29V222H30ZM34 221V220H33ZM49 221V220H48ZM51 221H53V220H51ZM50 221V222H51ZM63 221V220H62ZM94 221V220H93ZM92 221V222H93ZM100 221V220H99ZM122 221V220H121ZM128 221V220H127ZM134 221H136V219L134 220ZM146 221H148V220H146ZM158 221V220H157ZM161 220H159L158 222H160ZM5 222V221H4ZM10 222V221H9ZM49 222V223H50ZM64 222H66V221H64ZM64 222H63V224H64ZM130 222V221H129ZM170 222V221H169ZM55 222H53V224H54ZM58 223H60L59 221H58ZM62 223V222H61ZM60 223V224H61ZM82 223H83V221H82ZM138 223V222H137ZM149 223V222H148ZM163 223V222H162ZM174 223V222H173ZM216 223V222H215ZM9 224V223H8ZM11 224V223H10ZM84 224V223H83ZM88 224H90L91 225V223H88ZM98 224V223H97ZM125 224V223H124ZM136 224V223H135ZM144 224V223H143ZM147 224V223H146ZM19 225V224H18ZM94 225V224H93ZM166 225V224H165ZM171 225V224H170ZM174 225V224H173ZM208 225V224H207ZM210 225V224H209ZM214 225V224H213ZM218 225V224H217ZM8 226V225H7ZM30 226V225H29ZM34 226H36V225H34ZM50 226V225H49ZM64 226V225H63ZM63 226H61L62 228H63ZM112 226V225H111ZM117 226V225H116ZM127 226V225H126ZM132 226V225H131ZM136 226V225H135ZM161 226H162V224H161ZM215 226H216V224H215ZM55 227V226H54ZM108 227V226H107ZM140 227V226H139ZM148 227V226H147ZM164 227V226H163ZM175 227V226H174ZM208 227V226H207ZM209 227H211V226H209ZM30 228H32V227H30ZM39 228V227H38ZM68 228V227H67ZM97 228V227H96ZM113 228V227H112ZM132 228V227H131ZM29 229V228H28ZM48 229V228H47ZM52 229H55V228H52ZM88 229V228H87ZM90 229V228H89ZM93 229V228H92ZM92 229H90V230H92ZM95 229V228H94ZM98 229V228H97ZM118 229V228H117ZM123 229V228H122ZM163 229V228H162ZM161 229V230H162ZM206 229V228H205ZM30 230V229H29ZM44 230V229H43ZM43 230H42V232H43ZM63 230H66V229H56V230H53V234L55 233H59L60 234V237L58 238V242H60V247H61V249H62V252L64 253V254H66V255H68V257L69 258H72V259H74V260H78V261H80V263L81 262H86V261H89L88 259L86 260V257L84 258L83 256H82V254L79 252V251H77L75 248H74V246H76V244L77 243H73V242H71L70 240V237H69V239H67V237H63L62 236V234H61V232L63 231ZM71 230H73V229H71ZM107 230V229H106ZM127 230V229H126ZM203 230V229H202ZM21 231V230H20ZM32 231V230H31ZM46 231V230H45ZM51 232V227H50V229H48V232ZM66 231H68V230H66ZM75 231V230H74ZM168 231V230H167ZM201 231V230H200ZM205 231V230H204ZM16 232V231H15ZM94 232V231H93ZM97 232V231H96ZM113 232V231H112ZM115 232V231H114ZM119 232H121V231H119ZM123 232V231H122ZM130 232H132V231H130ZM135 232V231H134ZM150 232V231H149ZM14 233V232H13ZM21 233V232H20ZM45 233V232H44ZM75 233V232H74ZM78 233V232H77ZM101 233V232H100ZM106 233V232H105ZM108 233V232H107ZM106 233V234H107ZM126 233V232H125ZM137 233V232H136ZM155 233V232H154ZM157 233V232H156ZM199 233V232H198ZM207 233V232H206ZM209 233V232H208ZM215 233V232H214ZM9 234H10V232H9ZM119 234H121V233H119ZM124 234V233H123ZM129 234V233H128ZM127 234V235H128ZM171 234V233H170ZM176 234V233H175ZM11 235H12V233H11ZM15 236H16V234H14ZM39 235V234H38ZM37 235V236H38ZM74 235V234H73ZM94 235V234H93ZM131 235V234H130ZM137 235V234H136ZM141 235V234H140ZM139 235V236H140ZM158 235V234H157ZM165 235H167L166 233H165ZM179 235V234H178ZM181 235V234H180ZM202 235V234H201ZM204 235V234H203ZM22 236V235H21ZM53 236H55V235H53ZM75 236V235H74ZM95 236V235H94ZM148 236V235H147ZM151 236V235H150ZM159 236V235H158ZM161 236V235H160ZM196 236V235H195ZM194 236V237H195ZM205 236V235H204ZM222 236V235H221ZM8 237H10V236H8ZM16 237H18V236H16ZM42 237V236H41ZM83 237V236H82ZM101 237V236H100ZM99 237V238H100ZM103 237V236H102ZM111 237V236H110ZM113 237H114V235H113ZM116 237V236H115ZM119 237V236H118ZM122 237V236H121ZM131 237V236H130ZM134 237V236H133ZM132 237V238H133ZM142 237V236H141ZM141 237H139V238H141ZM153 237H154V235H153ZM169 237V236H168ZM192 237H193V235H192ZM201 237V236H200ZM208 237V236H207ZM213 237H214V235H213ZM218 237V236H217ZM6 238V237H5ZM55 238V237H54ZM75 238V237H74ZM74 238H73V240H74ZM96 238V237H95ZM150 238H152V236L150 237ZM160 238V237H159ZM174 238V237H173ZM203 238V237H202ZM212 238V237H211ZM3 239V238H2ZM10 239H11V237H10ZM43 239V238H42ZM42 239H40V240H42ZM79 239V238H78ZM85 239V238H84ZM126 239V238H125ZM135 239V238H134ZM148 239V238H147ZM146 239V240H147ZM169 238H167L166 240H168ZM186 239V238H185ZM205 239V238H204ZM214 239V238H213ZM213 239H211V240H213ZM1 240V239H0ZM26 240V239H25ZM44 240H45V238H44ZM82 240V239H81ZM104 240V239H103ZM133 240V239H132ZM131 240V241H132ZM138 240V239H137ZM141 240V239H140ZM174 241H175V239H173ZM188 240V239H187ZM209 240V239H208ZM10 241V240H9ZM12 241V240H11ZM18 241V240H17ZM20 241V240H19ZM21 241H22V239H21ZM51 241V240H50ZM77 242H78V240H76ZM83 241V240H82ZM104 241H106V240H104ZM108 241V240H107ZM112 241V240H111ZM134 241V240H133ZM143 241H144V239H143ZM150 241H152V240H150ZM160 241H163V240H160ZM159 241V242H160ZM179 241V240H178ZM204 241V240H203ZM215 241V240H214ZM219 241H221L220 239H219ZM218 241V242H219ZM52 242H54V241H52ZM91 242V241H90ZM121 242H122V240H121ZM136 242V241H135ZM149 242V241H148ZM166 242H168V241H166ZM170 242V241H169ZM185 242H187V241H185ZM201 242V241H200ZM199 242V243H200ZM210 242V241H209ZM3 243V242H2ZM13 243H15V241L13 242ZM37 243V242H36ZM55 243V242H54ZM83 243V242H82ZM111 243V242H110ZM118 243V242H117ZM117 243H116V245H117ZM140 243V242H139ZM173 243V242H172ZM176 243V242H175ZM174 243V244H175ZM180 243V242H179ZM182 243H183V241H182ZM204 243V242H203ZM216 243V242H215ZM21 244V243H20ZM23 244V243H22ZM33 244V243H32ZM56 244V243H55ZM129 244H130V242H129ZM134 244H136V243H134ZM162 244H163V242H162ZM178 244V243H177ZM176 244V245H177ZM185 244V243H184ZM191 244H193V243H191ZM206 244V243H205ZM264 244V243H263ZM25 245V244H24ZM34 245V244H33ZM40 245V244H39ZM52 245H54V244H52ZM82 245V244H81ZM91 245V244H90ZM111 245V244H110ZM148 245V244H147ZM159 245V244H158ZM164 245V244H163ZM162 245V246H163ZM200 245V244H199ZM201 245H203V244H201ZM59 246V245H58ZM84 246V245H83ZM119 246H123V245H119ZM125 246H127V245H125ZM125 246L123 247V248H125ZM151 246V245H150ZM182 246V245H181ZM197 246H198V244H197ZM207 246H208V242H207ZM206 246V247H207ZM24 247V246H23ZM54 247V246H53ZM56 247V246H55ZM130 247V246H129ZM133 247V246H132ZM131 247V248H132ZM156 247V246H155ZM158 247V246H157ZM160 247V246H159ZM164 247V246H163ZM176 247V246H175ZM180 247V246H179ZM190 247V246H189ZM92 248V247H91ZM146 247H144V249H145ZM171 248V247H170ZM194 248V247H193ZM198 248V247H197ZM200 248V247H199ZM198 248V249H199ZM4 249V248H3ZM30 249H32V247L30 248ZM40 249V248H39ZM41 249H43L42 247H41ZM78 249V248H77ZM89 249V248H88ZM138 249V248H137ZM136 249V250H137ZM140 249H141V246H140ZM143 249V248H142ZM143 249V250H144ZM148 249V248H147ZM152 249V248H151ZM159 249V248H158ZM163 249V248H162ZM174 249V248H173ZM177 249H179V248H177ZM197 249V250H198ZM212 249V248H211ZM220 249V248H219ZM34 250V249H33ZM52 250V249H51ZM56 250V249H55ZM74 250V251H73ZM111 251H109L108 250V252L110 253V252H112L113 254H114V252H113V250L112 249H110ZM121 250V249H120ZM153 250V249H152ZM170 250V249H169ZM169 250H167L166 249V247H165V249H164V251H163V257H164V259L166 260V257H174V256H177V255H179V256H181V252L179 251V250H176V248L174 249V251H169ZM172 250V249H171ZM192 250V249H191ZM196 250V251H197ZM205 250V249H204ZM26 251V250H25ZM36 251V250H35ZM126 251V250H125ZM128 251H130V250H128ZM134 251H135V249H134ZM146 251V250H145ZM189 251V250H188ZM195 251V252H196ZM5 252V251H4ZM42 252H43V250H42ZM57 252H58V250H57ZM93 252V251H92ZM99 252V251H98ZM183 252V251H182ZM185 252V251H184ZM191 252V251H190ZM218 252H220V251H218ZM31 253V252H30ZM139 253V252H138ZM153 253V252H152ZM203 253V252H202ZM3 254V253H2ZM10 254V253H9ZM38 254H40L41 256H42V254H41V250L40 251H38ZM38 254H36V255H38ZM58 254V253H57ZM89 254V253H88ZM101 254V253H100ZM141 254V253H140ZM143 254V253H142ZM146 254V253H145ZM188 254V253H187ZM191 254V253H190ZM206 254V253H205ZM208 254V253H207ZM214 254V253H213ZM31 255V254H30ZM34 255V254H33ZM50 256H51V254H49ZM63 255V254H62ZM92 255V254H91ZM125 255V254H124ZM128 255V254H127ZM139 255V254H138ZM161 255V254H160ZM173 255V256H172ZM185 255V254H184ZM192 255V254H191ZM203 255V254H202ZM219 255V254H218ZM2 256V255H1ZM12 256V255H11ZM44 256V255H43ZM64 256V255H63ZM129 256V255H128ZM127 256V257H128ZM143 256V255H142ZM157 256V255H156ZM198 256V255H197ZM201 256V255H200ZM199 256V257H200ZM206 256V255H205ZM253 256V255H252ZM35 257V256H34ZM89 257V256H88ZM138 257V256H137ZM146 257V256H145ZM144 257V258H145ZM152 257H154L155 258V256H152ZM186 257V256H185ZM210 257V256H209ZM2 258V257H1ZM22 258V257H21ZM45 258V257H44ZM130 258V257H129ZM133 258V257H132ZM140 258H141V255H140ZM143 258V257H142ZM212 257H210V259H211ZM224 258V257H223ZM31 259H32V257H31ZM30 259V260H31ZM34 259V258H33ZM49 259V258H48ZM71 259V260H72ZM95 259V258H94ZM163 259V260H164ZM168 259V258H167ZM182 259H184V258H182ZM182 259L180 258V257H178V258H173V261L171 260L168 264H182ZM203 259V258H202ZM26 260V259H25ZM38 260V259H37ZM42 260H43V257H42ZM96 260V259H95ZM98 260V259H97ZM126 260V259H125ZM144 260V259H143ZM147 260V259H146ZM156 260V259H155ZM197 260V259H196ZM215 260V259H214ZM213 260V261H214ZM217 260V259H216ZM220 260H221V257H220ZM220 260H218V261H220ZM6 261V260H5ZM34 261V260H33ZM44 261H45V259H44ZM48 261V260H47ZM66 261V260H65ZM78 261H76V262H78ZM93 261V260H92ZM131 261H132V259H131ZM190 261H192V260H190ZM8 262V261H7ZM30 262H32V260L30 261ZM49 262V261H48ZM68 262H70V261H68ZM91 262V261H90ZM89 262V263H90ZM94 262V261H93ZM124 262V261H123ZM132 262H134V261H132ZM138 262V261H137ZM146 262V261H145ZM149 262V261H148ZM184 262V261H183ZM188 262V261H187ZM193 262V261H192ZM204 262V261H203ZM207 262V261H206ZM211 262V261H210ZM209 262V263H210ZM221 262V261H220ZM222 262H223V260H222ZM16 263V262H15ZM18 263V262H17ZM87 263V262H86ZM139 263V262H138ZM147 263V262H146ZM211 263H213V262H211ZM225 263V262H224ZM20 264H21V262H20ZM42 264V263H41ZM71 264V263H70ZM73 264V263H72ZM81 264H83V263H81ZM93 264V263H92ZM125 264V263H124ZM130 264V263H129ZM135 264V263H134ZM137 264V263H136ZM151 264V263H150ZM164 264H167V263H164ZM190 264H192V263H190ZM196 264V263H195ZM214 264V263H213ZM227 264V263H226Z\"/></svg>",
	"mask_w": 264,
	"mask_h": 264
}]
</instances>
